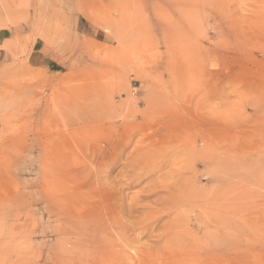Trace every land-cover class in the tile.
Instances as JSON below:
<instances>
[{
	"label": "rangeland",
	"instance_id": "rangeland-1",
	"mask_svg": "<svg viewBox=\"0 0 264 264\" xmlns=\"http://www.w3.org/2000/svg\"><path fill=\"white\" fill-rule=\"evenodd\" d=\"M0 264H264V0H0Z\"/></svg>",
	"mask_w": 264,
	"mask_h": 264
},
{
	"label": "bare ground",
	"instance_id": "bare-ground-1",
	"mask_svg": "<svg viewBox=\"0 0 264 264\" xmlns=\"http://www.w3.org/2000/svg\"><path fill=\"white\" fill-rule=\"evenodd\" d=\"M190 59H191V58H190ZM204 99H205V98H204ZM194 114H195V113H194ZM201 122H202V121H201ZM208 123H209V122H208ZM205 124H206V123H205ZM209 136H211V135H209ZM220 149H221V148H220ZM201 150H202V149H201ZM186 151H187V150H186ZM196 151H197V150H196ZM192 152H193V151H192ZM200 152H201V151H200ZM203 152H204V151H203ZM142 153H143V152H142ZM149 156H150V155H149ZM147 157H148V156H147ZM135 167H136V166H135ZM99 174H100V173H99ZM134 175H135V174H134ZM124 178H125V177H124ZM120 182H121V181H120ZM126 184H127V183H126ZM137 184H138V183H137ZM123 185H124V184H123ZM127 185L129 186L130 184L128 183ZM117 186H119V185H117ZM212 187H213V186H212ZM123 188H125V187H123ZM102 189H103V188L100 189V187H99V190H102ZM194 189H195V188H194ZM115 190H117V189H115ZM180 190H181V189H179L178 191H180ZM185 190H186V189H185ZM117 191H118V190H117ZM176 191H177V189H176ZM229 191H230V190H229ZM102 192H103V191H102ZM159 193H160V192H159ZM233 193H234V192H233ZM238 193H239V192H238ZM182 194H183V193H182ZM144 195H145V194H144ZM158 195H159V194H158ZM119 196H120V195H119ZM139 197H140V196H138V198H139ZM159 197H160V196H159ZM176 198H177V197H176ZM122 199H123V198H122ZM140 199H141V198H140ZM151 200H152V199H151ZM168 200H169V199H168ZM178 200H179V199H178ZM141 201H142V200H141ZM234 201H235V200H234ZM165 203H166V202H165ZM172 203H173V202H172ZM101 206H102V205H101ZM121 206H122V205H121ZM151 206H152V205H151ZM160 206H161V205H160ZM156 207H157V206H156ZM123 208H125V206H124V207L122 206V209H123ZM132 208H133V206H131V209H132ZM161 208H162V207H161ZM118 209H119V208H118ZM131 209H130V210H131ZM157 209H158V208H157ZM135 210H137V207L135 208ZM160 210H161V209H160ZM102 211H103V210H102ZM120 211H121V210H120ZM120 211H119V213H120ZM123 211H124V210H123ZM125 211H126V210H125ZM125 211H124V212H125ZM170 211H171V210H170ZM174 212H175V211H174ZM226 212H227V211H226ZM103 213H104V211H103ZM126 213H127V212H126ZM131 213H132V212H130V214H131ZM136 213H137V212H136ZM168 213H169V212H168ZM224 213H225V212H224ZM124 214H125V213H124ZM133 214H134V213H133ZM119 215H120V214H119ZM122 215H123V213H122ZM122 215H121V216H122ZM225 215H226V214H225ZM166 216H167V215H166ZM116 217H117V216H116ZM129 218H130V217H129ZM112 219H113V218H112ZM130 219H131V218H130ZM144 219H145V218H144ZM117 220H118V219H117ZM119 220H120V219H119ZM131 221H133V220H131ZM137 221H138V220H137ZM137 221H136V222H137ZM144 221H145V220H144ZM109 222H110V221H109ZM121 222H122V221H121ZM121 222H120V223H121ZM110 223H112V222H110ZM113 223H114V222H113ZM116 223H117V222H116ZM134 223H135V222H134ZM121 224H123V223H121ZM124 224H125V223H124ZM126 224H127V223H126ZM126 224H125V225H126ZM136 224H137V223H136ZM147 224H148V223H147ZM147 224H146V225H147ZM110 225H111V224H110ZM144 225H145V224H144ZM184 225H185V224H184ZM136 226H137V225H136ZM127 227H128V226H127ZM147 227H148V226H147ZM130 230H131V229H130ZM133 230H134V229H133ZM147 230H148V228H147ZM128 231H129V229H128ZM143 231H145V229H144ZM163 231H164V230H163ZM148 232H149V231H148ZM129 233H131V232H129ZM132 233H133V232H132ZM190 233H191V232H190ZM133 234H136V233H133ZM171 236H172V235H171ZM176 236H177V235H176ZM110 239H111V238H110ZM126 239H127V238H126ZM135 242H136V241H135ZM183 242H184V241H183ZM106 243H107V242H106ZM125 243H126V242H125ZM108 244H109V243H108ZM111 244H112V243H111ZM116 247H117V246H116ZM121 247H123V246H121ZM121 247H120V248H121ZM134 249H135V248H134ZM134 249H133V250H134ZM98 250H99V249H98ZM140 250H141V249H140ZM135 252H136V251H135ZM108 253H109V252H108ZM111 255H112V254H111ZM115 258H116V256H115ZM129 259H130V258H129ZM127 262H128V261H127Z\"/></svg>",
	"mask_w": 264,
	"mask_h": 264
}]
</instances>
